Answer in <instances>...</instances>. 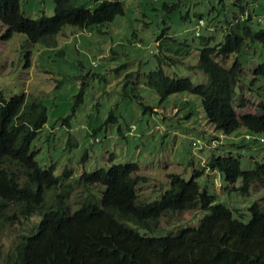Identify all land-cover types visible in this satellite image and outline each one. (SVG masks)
I'll list each match as a JSON object with an SVG mask.
<instances>
[{
    "label": "trees",
    "instance_id": "trees-1",
    "mask_svg": "<svg viewBox=\"0 0 264 264\" xmlns=\"http://www.w3.org/2000/svg\"><path fill=\"white\" fill-rule=\"evenodd\" d=\"M19 1L0 0L2 37L22 32L27 40L46 46L54 45V36L62 25L86 28L124 13L122 0H101L92 8L79 0H52L50 15L33 18L22 14ZM133 4L135 8L137 1ZM140 14L142 18L144 14ZM186 16L187 12L181 14V18ZM252 19L253 12L241 5L224 24H210L212 17L205 22L197 14L196 24L204 25L207 33L195 31V42L162 29L152 38L155 49L151 48L150 53L155 66L144 73V84L159 99L181 91L198 95L207 121L225 133L243 126L264 134V111L236 113L234 88L241 62L235 55L226 64L228 55L239 52L246 41L264 44V24L253 27ZM217 28L223 32L215 41L213 31ZM132 40H138L134 30L126 42ZM112 48L111 42L110 52ZM192 48L196 49V60L187 67L202 71L204 81L193 83L186 75H169L163 70V65L186 63L184 58ZM217 56L224 57L223 61ZM253 72L264 74V63L257 64ZM134 95L143 109L150 108L139 94ZM262 105L258 102L259 107ZM111 113L105 122L115 118ZM46 117V107L39 97L22 92L4 98L0 91V231L11 223L29 222L0 254V264H264L261 198L248 206L247 220L235 218L228 206L215 201L213 194L199 186L195 176L201 170L188 178L168 173V187L158 197L145 201L136 196L134 186L143 176L134 173L135 162H113L81 170L78 180L85 194L71 208L65 199L69 186L58 189L69 170L64 167L61 173H55L52 163L41 166L34 158L36 149L31 143ZM263 139L258 137L259 141ZM194 143L196 140H191L190 144ZM204 167L218 169L229 184L228 191L244 194L252 182L264 183V161L254 160L251 167L241 168L238 154H211ZM92 184L98 186L96 193L87 189ZM56 188L58 191L46 198V192ZM193 207L203 210L195 225L156 231L161 227V215Z\"/></svg>",
    "mask_w": 264,
    "mask_h": 264
},
{
    "label": "rangeland",
    "instance_id": "rangeland-1",
    "mask_svg": "<svg viewBox=\"0 0 264 264\" xmlns=\"http://www.w3.org/2000/svg\"><path fill=\"white\" fill-rule=\"evenodd\" d=\"M100 1L79 0L89 8ZM122 1L124 13L111 21L86 28L62 25L54 36L53 46L31 42L22 32L2 37L4 25L0 23L3 97L22 92L32 94L46 107V121L31 143L36 149L35 160L41 166L52 163L55 173H61L64 167L69 170L58 189L69 186L65 199L71 208L85 194V187L78 180L81 170L132 161L137 165L134 173L143 176L134 186L138 200L158 197L168 187V173L177 172L188 178L195 170H201L195 176L199 186L213 194L215 201L228 206L233 217L247 220L250 203L260 198L264 203V183L252 182L244 194L228 191L229 184L218 169L210 171L204 164L209 155L228 152L239 155L241 168L251 167L254 160L264 161V139L258 140L264 134L243 126L227 133L216 129L207 121L198 95L181 91L159 99L144 84L143 76L155 66L150 53L151 48L155 49L152 38L162 29L177 38H192L195 42L198 39L195 31L207 33L204 25L196 24L197 14L205 22L212 17L210 24H224L239 5L253 12V27L262 26L264 0ZM19 9L22 14L35 18L50 15L53 4L52 0H20ZM186 12L187 16L181 18ZM140 13L144 14L142 18ZM140 20L148 22L141 24ZM132 30L138 40L128 43L126 39ZM222 32L219 28L213 31L215 41L221 38ZM111 42L114 52H110ZM235 55L241 62L234 88L236 113H261L264 111V74L254 73L253 69L264 63V44L246 41L239 52L228 55L226 64ZM184 59L186 63L163 65V70L169 75H186L193 83L204 81L202 71L187 67L188 63L195 62L196 49L192 48ZM217 59L223 61L224 57L217 56ZM134 94H139L143 104L150 108L143 109ZM258 102H262V107ZM110 112L115 118L105 122ZM245 134L255 139H245ZM191 140L196 143L190 144ZM238 183L239 179L234 181L235 185ZM58 189L48 190L46 198ZM87 189L96 193L98 186L92 184ZM202 213L196 207L167 212L159 217L161 227L156 231L162 233L182 225H195ZM27 224L28 221L23 225L11 223L0 231V254Z\"/></svg>",
    "mask_w": 264,
    "mask_h": 264
},
{
    "label": "clouds",
    "instance_id": "clouds-1",
    "mask_svg": "<svg viewBox=\"0 0 264 264\" xmlns=\"http://www.w3.org/2000/svg\"><path fill=\"white\" fill-rule=\"evenodd\" d=\"M199 22H201V20H200ZM246 135H247V136H246ZM244 138H245V139H251V138H255V137L250 136L249 134H245V135H244ZM260 140H262V138H260Z\"/></svg>",
    "mask_w": 264,
    "mask_h": 264
},
{
    "label": "built area",
    "instance_id": "built-area-1",
    "mask_svg": "<svg viewBox=\"0 0 264 264\" xmlns=\"http://www.w3.org/2000/svg\"><path fill=\"white\" fill-rule=\"evenodd\" d=\"M200 21V20H199ZM247 136V135H246Z\"/></svg>",
    "mask_w": 264,
    "mask_h": 264
}]
</instances>
